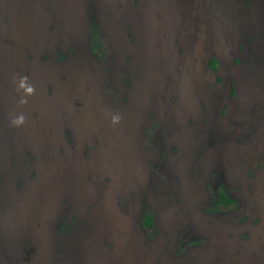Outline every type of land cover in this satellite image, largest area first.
I'll return each mask as SVG.
<instances>
[{
	"label": "rangeland",
	"instance_id": "1",
	"mask_svg": "<svg viewBox=\"0 0 264 264\" xmlns=\"http://www.w3.org/2000/svg\"><path fill=\"white\" fill-rule=\"evenodd\" d=\"M0 264H264V0H0Z\"/></svg>",
	"mask_w": 264,
	"mask_h": 264
},
{
	"label": "trees",
	"instance_id": "2",
	"mask_svg": "<svg viewBox=\"0 0 264 264\" xmlns=\"http://www.w3.org/2000/svg\"><path fill=\"white\" fill-rule=\"evenodd\" d=\"M90 51L96 58L101 57L99 37L97 31L93 28L90 32ZM235 207L236 202L225 193L221 186L214 188L213 200L211 205L208 207V211L215 213H228ZM139 226L147 237H152L154 235L152 216L147 210L143 211L139 219Z\"/></svg>",
	"mask_w": 264,
	"mask_h": 264
},
{
	"label": "flooded vegetation",
	"instance_id": "3",
	"mask_svg": "<svg viewBox=\"0 0 264 264\" xmlns=\"http://www.w3.org/2000/svg\"><path fill=\"white\" fill-rule=\"evenodd\" d=\"M214 191V190H213ZM224 191H225V189H224ZM225 193L227 194V192L225 191ZM228 195V194H227ZM229 196V195H228ZM230 197V196H229ZM232 198V197H231ZM233 199V198H232ZM234 200V199H233ZM235 201V200H234ZM236 202V201H235ZM237 208V203H236V207L232 210V211H230V212H228V213H231V212H233L235 209ZM212 213H215V212H212ZM228 213H217V214H228Z\"/></svg>",
	"mask_w": 264,
	"mask_h": 264
},
{
	"label": "clouds",
	"instance_id": "4",
	"mask_svg": "<svg viewBox=\"0 0 264 264\" xmlns=\"http://www.w3.org/2000/svg\"><path fill=\"white\" fill-rule=\"evenodd\" d=\"M32 91H33V90H32L31 88L28 89V92H29V93H31ZM21 120H22V118H21Z\"/></svg>",
	"mask_w": 264,
	"mask_h": 264
}]
</instances>
